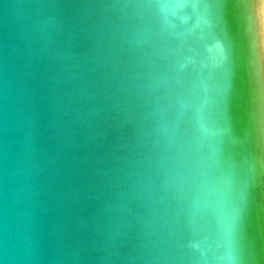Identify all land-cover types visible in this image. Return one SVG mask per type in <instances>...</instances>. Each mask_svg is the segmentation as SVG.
<instances>
[{
    "label": "water",
    "instance_id": "95a60500",
    "mask_svg": "<svg viewBox=\"0 0 264 264\" xmlns=\"http://www.w3.org/2000/svg\"><path fill=\"white\" fill-rule=\"evenodd\" d=\"M220 3L0 0V264H240Z\"/></svg>",
    "mask_w": 264,
    "mask_h": 264
},
{
    "label": "snow or ice",
    "instance_id": "6c2138e0",
    "mask_svg": "<svg viewBox=\"0 0 264 264\" xmlns=\"http://www.w3.org/2000/svg\"><path fill=\"white\" fill-rule=\"evenodd\" d=\"M178 8L203 0H171ZM224 35L217 67L227 69L223 158L242 194L228 235L240 264H264V11L255 0H221Z\"/></svg>",
    "mask_w": 264,
    "mask_h": 264
}]
</instances>
